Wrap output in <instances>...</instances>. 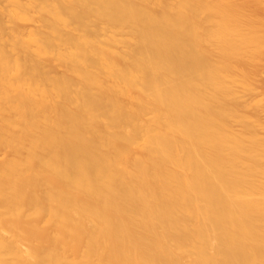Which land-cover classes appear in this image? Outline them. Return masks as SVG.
<instances>
[{"label": "bare ground", "instance_id": "bare-ground-1", "mask_svg": "<svg viewBox=\"0 0 264 264\" xmlns=\"http://www.w3.org/2000/svg\"><path fill=\"white\" fill-rule=\"evenodd\" d=\"M8 1L13 21L38 5L49 33L16 41L19 58L0 39V149L9 154L0 264H264V142L235 93L264 56L254 9L240 0ZM121 30L126 53L116 52ZM33 45L38 55L57 48L70 75L30 65ZM147 114L154 119L140 125ZM141 136L146 148L136 147ZM77 245L81 258H67Z\"/></svg>", "mask_w": 264, "mask_h": 264}, {"label": "rangeland", "instance_id": "rangeland-1", "mask_svg": "<svg viewBox=\"0 0 264 264\" xmlns=\"http://www.w3.org/2000/svg\"><path fill=\"white\" fill-rule=\"evenodd\" d=\"M235 1L236 2H240L241 1V5H243L244 9H245L244 5L248 4L246 6L247 8L245 10L248 13H250V14L255 12V13H253V15L258 14L257 16L255 15V17H257L258 19H261V24H264V22H263V20H264V0H246V1L245 0H240V1L239 0H235ZM242 1H244V2H242ZM0 3H2V4H0V14H2V16H3V17L0 16V19L2 20L0 22V26L4 25L2 27L4 31H0L1 32L0 33L1 34L0 35V39L2 40V42L1 41L0 42L3 44V46L4 45L6 46L5 48H7V50H8L7 52L11 54L10 56L12 58H19L21 56V54L17 53V51L14 50L15 48H14V45H13L16 41L18 42L19 39H23L22 41L25 40L26 42L27 41L31 42V39H33L32 36L38 35V37L44 38V37H46V34L49 33V32H46L48 30V29L46 30V28H47V27H45L46 24L42 25V24H44L42 22L43 18H44V15L42 14V12H39V9L36 8V6L38 7V5H36V4H39V3H36L35 4L36 6H34L32 8H30L31 6L28 7V5H27L28 10H29V8L31 9V11L29 10L30 12L28 11L30 13V15H29V13H27L26 16L22 20L17 17L13 21V19L11 18V15H12V13L14 11L13 5L10 4L8 0L7 1L6 0L5 1L1 0ZM40 3H41V1H40ZM243 3H245V4H243ZM39 5H41V4H39ZM35 8L37 10H35ZM248 8H249L250 11H252L253 9H254V11H252V13H251L249 10H247ZM258 9H260V10H258ZM40 15L43 17L42 19H41ZM34 21L36 23H34ZM42 26H43V28H42ZM73 27L74 26H72V28L69 27L70 28L69 31H72ZM261 29H262V32H264V27L261 28ZM98 30H99V38L101 37L100 39L98 38L99 39L98 41L102 42L103 44L108 43V41H107L108 40V35H107L108 32L105 29V27L104 26H100L98 28ZM121 31L122 32H119L120 35L116 36V39L118 41L122 42V44H120L118 46L116 52H124V53H126V52L129 51V48L123 44V41H126V40L129 39L130 32H129V30H121ZM67 32H68V29H67ZM101 35H104V36H101ZM12 47H13V49H12ZM36 49L37 48H36L35 45H33V47H31V49H30L31 54L33 55V61L30 62V65H35V63H37V62L38 63L42 62L43 63V67H42L43 68V72L45 74L49 73L50 77H56V76H62V75H70V73L66 72V70L63 67V64L60 61V59H58L59 56L57 55L58 54L57 53L58 52L57 48H53L50 51L48 50L49 52H47L45 55H38L36 53ZM262 58H264V56ZM262 58L260 60H258L257 62H255L256 64L253 63L254 65L253 64H249L252 67L251 66H246V67H248L247 68L248 76H249V72H250V74L251 73L254 74V76L252 74H251L252 76L251 75L249 76V79L251 78L249 80V83H251L250 86L252 88L250 89V86H249V88H246V86L243 85L245 87L244 88L242 86V84H239V83L235 84L237 87L236 86H234V87H236L235 93L237 92L236 93V99L238 98L237 100H239L237 102L240 105V107L242 109H244V110H242V112L244 111L245 114H246V118H247L246 121L250 125L253 126V128L255 129V131H256V133L258 135V138L262 142H264V59H262ZM127 59H129V58H127ZM131 60H132V58L129 59V61H131ZM250 67H251V69H250ZM15 77H16L15 74H11L10 76H8L7 80L10 81V82H13L15 80ZM78 90H79V88H77V87L73 88V92H74L73 96L74 97H75V93H77ZM11 95L14 96V95H16V93L13 92ZM35 98L36 99H40V95L37 94L35 96ZM46 99H47V101L49 103H51L53 105H60V104L63 103V100L61 98L48 97ZM241 105H243V107ZM244 106H245V108H244ZM153 119H154V116L152 114H147V115L144 116V118L139 123L142 126H146ZM103 122H104V124H108V121L106 119H103ZM234 130H236L238 132H241V131H243V127L240 126L239 124H235L234 125ZM111 131L113 133H115L118 130L112 129ZM140 138H141L140 140L138 138H136V139H138V141L135 140L136 147L137 148H146L147 144H146L145 140L142 138V136ZM263 153H264V145H263L262 150H261L262 156L260 158L262 166H264ZM8 157H9L8 151L6 149H4V148H1L0 149V163L4 162L6 159H8ZM43 221H44V218H43ZM44 223L45 222L42 223L43 224L42 226L40 225L41 228L44 226ZM39 224H41V222ZM40 230L42 231V233L44 232L43 229H40ZM41 231H39V232L41 233ZM42 233H41L40 236L43 238V237H45V234L43 236ZM40 236L38 237L39 239H41ZM39 239H38V241H39ZM42 240L43 239H41L40 242ZM44 243H46V242L44 241ZM22 244H24V243H22ZM24 245H23V248L25 249ZM80 245H82V243H80ZM73 247H72V250H71V248H69V249L67 248V250L65 251L66 257L70 258V259H79V258H81V255H82L81 251H83V249H82L83 245H82V247L80 246V248L82 249L81 251L77 248L78 245L75 246V248L78 249L79 251H77L76 249L74 251ZM190 261L191 260L189 258H187L186 259V264H190Z\"/></svg>", "mask_w": 264, "mask_h": 264}]
</instances>
